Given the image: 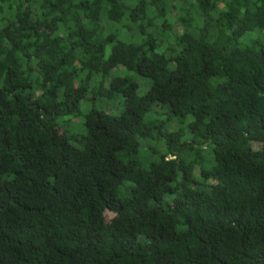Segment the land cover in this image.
Returning <instances> with one entry per match:
<instances>
[{"label":"trees","instance_id":"obj_1","mask_svg":"<svg viewBox=\"0 0 264 264\" xmlns=\"http://www.w3.org/2000/svg\"><path fill=\"white\" fill-rule=\"evenodd\" d=\"M0 264H264V0H0Z\"/></svg>","mask_w":264,"mask_h":264},{"label":"rangeland","instance_id":"obj_2","mask_svg":"<svg viewBox=\"0 0 264 264\" xmlns=\"http://www.w3.org/2000/svg\"><path fill=\"white\" fill-rule=\"evenodd\" d=\"M177 6L181 7V4L177 3ZM169 13H170V15L168 16V18L171 19V22H174L177 19H179V11H175V12L170 11ZM174 25H173L174 28H176V30L178 31L179 28H178L177 24H174ZM123 72L124 73H122V74H127L126 71H123ZM130 76L135 77V79L139 82V84H141V85L145 84L146 85V88H142L143 86L141 87L140 94L143 95L148 89L147 81L144 80L142 77L135 76L133 74ZM94 107L97 109H103V110L110 112L114 115H119L123 109V105H121V103L118 99L117 100H106V99H101V98L95 99V98H93L92 94H89L87 99L84 100L82 103L81 112H80V115L78 117H66L65 119H62L60 121L61 128L67 133L68 137L71 140V143L78 148L80 147L82 137L85 134L84 123H85L86 116ZM181 128H182V126L179 125L177 130L181 129ZM175 129H176V127L173 126L172 130H175ZM146 145L149 148L160 149L159 143L156 141H148V142L142 141V150L140 153V160H141L142 164H147L159 156V152H156V154H153L151 151H149L148 147H146V149H144ZM145 150L148 152H146ZM109 217H112V216H109Z\"/></svg>","mask_w":264,"mask_h":264}]
</instances>
